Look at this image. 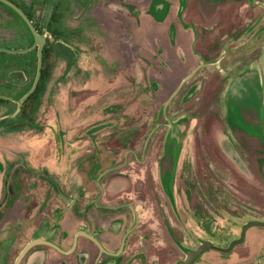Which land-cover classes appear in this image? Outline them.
I'll use <instances>...</instances> for the list:
<instances>
[{"label": "rangeland", "instance_id": "rangeland-1", "mask_svg": "<svg viewBox=\"0 0 264 264\" xmlns=\"http://www.w3.org/2000/svg\"><path fill=\"white\" fill-rule=\"evenodd\" d=\"M153 1L107 0L93 14H68L79 30L66 36L56 34L57 0L24 5L56 42L33 109L15 102L13 121L0 123V251L23 235L14 219L55 185L79 198L86 189L125 193L123 202L143 206V229L157 234L166 261L197 247L185 225L217 223L223 247L244 223L264 220V0H164L169 19L152 15ZM5 27L15 30L8 41L24 36L14 20ZM37 65V49L0 53V70L28 74L13 88L0 84V94L23 97ZM263 236L251 228L234 258L263 263Z\"/></svg>", "mask_w": 264, "mask_h": 264}, {"label": "flooded vegetation", "instance_id": "flooded-vegetation-1", "mask_svg": "<svg viewBox=\"0 0 264 264\" xmlns=\"http://www.w3.org/2000/svg\"><path fill=\"white\" fill-rule=\"evenodd\" d=\"M9 1L16 5H29L32 2V0L31 2L30 0ZM106 1L57 0L59 18L56 23L59 29L56 34L75 35V31L79 29L68 25L69 17L66 19L65 17L70 14L72 19H77L76 14L80 11L84 14L83 10L86 14H93L96 5ZM175 4L176 10L181 7L182 3L177 1ZM172 5L164 0H154L151 3L152 15L156 18L165 16L163 19H169L168 17H171L173 13ZM78 6L86 7L80 10ZM186 6L185 2L184 10ZM23 11L34 25V20L25 8ZM5 20H7V26L13 24L11 16L0 18L3 26ZM34 27L39 34L47 37L50 35L48 32L41 33L35 25ZM175 29L176 26H173L172 39L175 36ZM14 31L13 28H2L0 36L13 37ZM22 33L33 36L29 27ZM0 53L14 55L13 53ZM14 71L0 70V84L5 85L7 89L13 88L16 84L9 77V74ZM14 107L15 98L13 96L0 94V123L9 124L10 120L13 121ZM57 184H59L58 181ZM38 192L39 203L27 205L23 210V215H19L21 218L18 216L12 222L14 230L16 229L18 234L23 235L9 238L7 251H0V264H17L21 252L33 241H38V244L31 246L18 264H176L187 258L186 251L197 249L202 241H210L218 246L217 223L211 225L203 221L194 225V230L185 225L183 228L188 240H191V237L199 240L197 247L187 250L179 247L177 256L166 261L159 255L157 234L150 237L149 233L143 229V206L123 202L125 193L112 189H86L79 198V195L73 196L68 189L57 188L56 185L54 188L44 187ZM20 229L21 232H19ZM172 237L175 241L176 237L174 235ZM192 264H218V251L208 250Z\"/></svg>", "mask_w": 264, "mask_h": 264}, {"label": "water", "instance_id": "water-1", "mask_svg": "<svg viewBox=\"0 0 264 264\" xmlns=\"http://www.w3.org/2000/svg\"><path fill=\"white\" fill-rule=\"evenodd\" d=\"M0 2L7 5L8 7H10L24 20V22L30 28V30L33 34V39H34L33 45L29 48L22 49V50H13V49H6V48L0 47V52L22 55V54H26V53H29V52L37 49L38 65H37V74H36L35 81L31 87V89L23 97H21L17 101L15 100V102H17L18 109L20 110L22 107V104L36 91L38 84L40 82L41 75H42V68H43V50L45 48V45L47 44L48 39H47V36L41 35L37 32V30L35 29V27L33 25V22L29 19V17L25 14V12L19 6H17L16 4H14L13 2H11L9 0H0ZM49 40L51 41V43L56 42V39L52 38V37H50ZM227 47H228V44L225 46L224 50H226ZM224 55L225 54H223L221 56V58H223ZM204 66H205L204 64L201 65L197 70H195L192 74H190L182 82V84L179 86V88L173 93V95L170 97V99L166 103L165 110L167 109V107L171 103V101L174 99V97L178 94L181 87L192 76H194L199 69L203 68ZM10 78L13 79L18 84H22V83H25L27 81V76L22 71L13 72L10 75ZM251 228H263L264 229V220H250V221L244 223L241 227L240 236L237 239H235L232 243H230L227 247H219V246L214 245L210 241H202L197 249L186 251L187 258L181 262L176 263V264H192L201 254H203L204 252H206L208 250H215V251H218V252L223 253V254L231 253L237 246H240L244 242L246 233ZM35 244H38V241H33L21 252V255L17 261V264L20 261V259L23 257V255L27 252V250Z\"/></svg>", "mask_w": 264, "mask_h": 264}, {"label": "trees", "instance_id": "trees-1", "mask_svg": "<svg viewBox=\"0 0 264 264\" xmlns=\"http://www.w3.org/2000/svg\"><path fill=\"white\" fill-rule=\"evenodd\" d=\"M20 8H22L24 10V5L25 4H17ZM7 16H11L15 22L16 25H20L21 32H25V30H28V26L26 25V23L19 17V15L14 12L13 10H11L9 7L3 5L0 3V18L4 17L7 18ZM6 22L4 23V28L7 29L8 27H5V25L7 26V20H5ZM0 25H2V22L0 21ZM3 27V25H2ZM24 28V29H23ZM37 28V27H36ZM21 35V34H20ZM22 35L24 36H20L22 38H15L13 42L8 41V36H5L6 39L4 40V42L2 41V36H0V46L2 47H6V48H12V49H26L25 47H30L33 45V43L30 44V42L25 43L23 42V37H33L31 34L30 35H25L22 33ZM56 36V35H54ZM34 40V39H33ZM13 44V46H11ZM53 44L51 43V41L48 39L47 40V45L43 50V68H42V75H41V79L39 82L40 83H44L45 80L49 77V70L51 69V51H49L47 48H49V46H52ZM16 71H22L25 73V75L27 76V81H28V74L25 70L19 69V70H15ZM12 73L9 74V77ZM26 81V82H27ZM25 82V83H26ZM16 83V82H15ZM18 84V83H16ZM38 85L36 91L27 99V101L22 105V113H26L28 111H30L31 109H33V103H35L38 100V95H39V90H40V86ZM30 104V105H29ZM30 106V107H29ZM234 252V250H233Z\"/></svg>", "mask_w": 264, "mask_h": 264}, {"label": "crops", "instance_id": "crops-1", "mask_svg": "<svg viewBox=\"0 0 264 264\" xmlns=\"http://www.w3.org/2000/svg\"><path fill=\"white\" fill-rule=\"evenodd\" d=\"M264 9V8H263ZM240 232H241V228H240V231L239 233L237 234L236 236V239L240 236ZM248 235V233H247ZM261 235V234H260ZM259 236V235H258ZM260 237V236H259ZM233 239V238H232ZM231 239V240H232ZM262 241H263V244H264V236L262 237ZM230 241H224L222 244H223V247H227L230 243ZM236 253L234 252H231V253H228V254H223V253H220L218 252V264H254L250 258L248 259V261L246 259H242L241 257H238L236 255V257L234 258V255ZM257 264V263H255ZM259 264V263H258ZM260 264H264V261L263 263H260Z\"/></svg>", "mask_w": 264, "mask_h": 264}]
</instances>
